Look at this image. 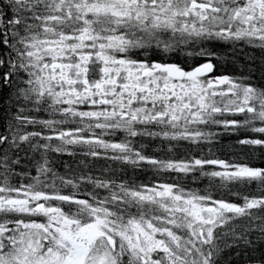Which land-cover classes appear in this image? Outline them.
<instances>
[{
  "label": "snow or ice",
  "instance_id": "6c2138e0",
  "mask_svg": "<svg viewBox=\"0 0 264 264\" xmlns=\"http://www.w3.org/2000/svg\"><path fill=\"white\" fill-rule=\"evenodd\" d=\"M0 264H264V0H0Z\"/></svg>",
  "mask_w": 264,
  "mask_h": 264
},
{
  "label": "trees",
  "instance_id": "16d2710c",
  "mask_svg": "<svg viewBox=\"0 0 264 264\" xmlns=\"http://www.w3.org/2000/svg\"><path fill=\"white\" fill-rule=\"evenodd\" d=\"M235 74H239V72L237 71ZM232 139H235V138L233 137ZM221 143L223 145L227 146L230 143V139L228 137H224V138H222ZM218 148H219V146H218ZM216 154L218 156H220V158H224V159H230L231 155H232L231 150L227 147H224L223 149L218 150L216 152ZM140 179L147 180L148 177L146 178V177L142 176V178H140ZM196 187H204V184L201 183L199 185H196Z\"/></svg>",
  "mask_w": 264,
  "mask_h": 264
},
{
  "label": "flooded vegetation",
  "instance_id": "af4514ba",
  "mask_svg": "<svg viewBox=\"0 0 264 264\" xmlns=\"http://www.w3.org/2000/svg\"><path fill=\"white\" fill-rule=\"evenodd\" d=\"M64 159H65V160H67V159H68V157H66V156H65V157H64ZM142 176H144V177H146V178H147V177H149V176H150V173H148V174H141V178H142Z\"/></svg>",
  "mask_w": 264,
  "mask_h": 264
},
{
  "label": "rangeland",
  "instance_id": "374dc122",
  "mask_svg": "<svg viewBox=\"0 0 264 264\" xmlns=\"http://www.w3.org/2000/svg\"><path fill=\"white\" fill-rule=\"evenodd\" d=\"M205 183H206V181L203 184H205ZM192 187H196V185H192Z\"/></svg>",
  "mask_w": 264,
  "mask_h": 264
},
{
  "label": "bare ground",
  "instance_id": "6f19581e",
  "mask_svg": "<svg viewBox=\"0 0 264 264\" xmlns=\"http://www.w3.org/2000/svg\"><path fill=\"white\" fill-rule=\"evenodd\" d=\"M140 178H141V175H140Z\"/></svg>",
  "mask_w": 264,
  "mask_h": 264
}]
</instances>
